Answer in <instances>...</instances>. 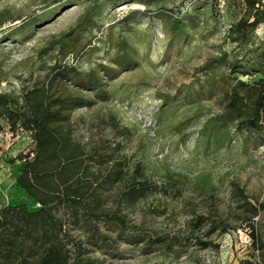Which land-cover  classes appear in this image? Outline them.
<instances>
[{
  "label": "rangeland",
  "instance_id": "obj_1",
  "mask_svg": "<svg viewBox=\"0 0 264 264\" xmlns=\"http://www.w3.org/2000/svg\"><path fill=\"white\" fill-rule=\"evenodd\" d=\"M244 11L240 0H0V95L20 98L56 66L77 69L78 78L53 89L90 103L73 112L75 138L107 158L103 176L121 161L125 180L137 166L148 179L134 206L124 182L110 186L107 208L125 218L127 231L97 252L103 264L261 260L250 224L264 239V131L239 130L222 112L228 84L256 82L262 76L254 70L264 69V23L244 41L229 38ZM228 63L240 67L236 75ZM94 71L101 84L81 89ZM27 136L9 150L4 140L6 168L32 148ZM236 187L260 209L253 221ZM198 216L209 220L193 233ZM214 221L232 230L206 237ZM150 238L173 241V250L148 247ZM196 238L218 248L202 250Z\"/></svg>",
  "mask_w": 264,
  "mask_h": 264
},
{
  "label": "trees",
  "instance_id": "obj_2",
  "mask_svg": "<svg viewBox=\"0 0 264 264\" xmlns=\"http://www.w3.org/2000/svg\"><path fill=\"white\" fill-rule=\"evenodd\" d=\"M240 1L245 11L230 29L229 38L233 42L246 40L264 23L263 0ZM123 60H129V53L124 54ZM226 65L231 75H236L240 69L237 64ZM53 69L47 81L25 91L20 98L0 95V119L6 120L7 128L12 132L22 129L33 140L31 152L16 157L21 164L16 183L40 206L37 210H30L25 202L0 206V264H103L97 252L114 248L115 240L123 239L127 231L125 218L118 213L112 214L107 208L106 194L110 186L124 182L127 202L131 206L149 188L141 166H137L127 180L123 177L126 165L121 161L114 164L112 171L102 175L100 166L107 163V158L98 157V160L97 154L86 152L73 134V112L90 103L82 96L69 98L53 93V89L59 90L61 84L70 78H78L80 73L63 65ZM254 71L262 76L256 82L228 84L222 112L226 123L237 129L262 133L264 69L260 67ZM231 75L229 80L235 81ZM100 84L101 79L94 71L78 86L91 91ZM7 128L0 125V134ZM95 160L98 168H95ZM236 189L247 211L251 212L248 221H253L259 216L260 209L249 202L244 190ZM207 220L205 216H198L193 233L201 231ZM102 223L106 225V231ZM250 225L260 254L258 264H264V239L260 238L256 226ZM231 230L225 222L214 221L205 236L224 235ZM157 245L164 249V254L174 246L173 241L162 238L147 241L148 247ZM196 245L202 250L218 248L214 242H204L201 238H196Z\"/></svg>",
  "mask_w": 264,
  "mask_h": 264
},
{
  "label": "crops",
  "instance_id": "obj_3",
  "mask_svg": "<svg viewBox=\"0 0 264 264\" xmlns=\"http://www.w3.org/2000/svg\"><path fill=\"white\" fill-rule=\"evenodd\" d=\"M7 166L9 167L4 170H0V206L15 204L18 202L27 203V193L19 188L16 183V178L21 170V164L19 161H16L15 163L8 164Z\"/></svg>",
  "mask_w": 264,
  "mask_h": 264
},
{
  "label": "built area",
  "instance_id": "obj_4",
  "mask_svg": "<svg viewBox=\"0 0 264 264\" xmlns=\"http://www.w3.org/2000/svg\"><path fill=\"white\" fill-rule=\"evenodd\" d=\"M25 135H28V134L25 133L22 129H20L19 132L14 133L9 128H7L4 132L0 134V170H4L6 168L5 160H6L7 154L2 149V144L4 143V140L5 141L7 140V146L5 147V149L9 150L11 148V144H15L19 142L21 139L24 140ZM27 137L31 141L32 148H28V150L24 152L25 154H28L34 148V143H33L32 138L30 137V135H28Z\"/></svg>",
  "mask_w": 264,
  "mask_h": 264
}]
</instances>
